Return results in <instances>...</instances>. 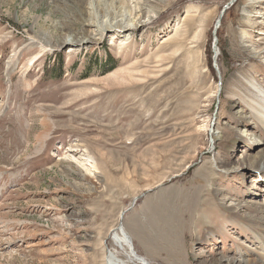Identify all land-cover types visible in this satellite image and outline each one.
I'll use <instances>...</instances> for the list:
<instances>
[{
  "label": "rangeland",
  "instance_id": "374dc122",
  "mask_svg": "<svg viewBox=\"0 0 264 264\" xmlns=\"http://www.w3.org/2000/svg\"><path fill=\"white\" fill-rule=\"evenodd\" d=\"M91 1L0 0V264H132L119 223L149 264H261L264 131L230 94L264 90V0ZM123 5L144 23L60 44Z\"/></svg>",
  "mask_w": 264,
  "mask_h": 264
},
{
  "label": "bare ground",
  "instance_id": "6f19581e",
  "mask_svg": "<svg viewBox=\"0 0 264 264\" xmlns=\"http://www.w3.org/2000/svg\"><path fill=\"white\" fill-rule=\"evenodd\" d=\"M91 2L94 4L93 8L97 9L96 4H98L99 1L92 0ZM250 2L251 0H245L246 4H249ZM123 6L121 9H119L120 11L119 15L113 12L115 14L113 15L115 17L113 18L109 16H105V15H104L105 17L97 16L94 22L88 23L87 25H90V28L88 29V32H87L88 34L82 33L79 36H71V35L66 36L64 34L65 36L61 38L60 44L69 45L70 48H77V47L80 48L82 46H87L88 44H91L93 40H95L96 37L91 36L92 33L96 34V36H101L104 33L105 28H108L111 25L117 26L118 28L133 29L139 26L140 24L144 23L145 20L143 19L144 21H142V18H141L142 14L138 17H133L132 11L130 10V8L127 9L126 5H123ZM142 9L143 7H140V9H137V12L142 11ZM258 16H260V13L258 14ZM145 18L147 19V16H145ZM219 23H220V19H219ZM216 50L217 49L215 46V52ZM257 52H261V51H257ZM215 55H218V54L216 53ZM15 57L16 55H14L10 59L9 65L13 64ZM34 60L35 58L30 59V63H28V68H29V65L33 63ZM240 80L243 83V85L240 86V89L238 90L235 89V91H232V93L230 94L231 96L230 98L234 100H239L240 102H242L243 103L242 105H244L242 108H244V110L247 111L251 115V118H254L256 120L257 125L260 127V129L264 131V90L259 85L258 81L252 74L246 75L242 73L240 75ZM211 128H212V131H211ZM216 130L218 129L215 128V126L213 127L212 121L207 116H204L202 114L198 117L197 131L206 132L207 134L209 133L210 140L213 141V143H215L217 139L221 138L220 132ZM256 154L259 157H261L262 155V158H264V148H260L258 151L256 150L255 155ZM123 217L124 215L121 214V217L119 219L122 220ZM120 224L121 223H119V226ZM120 229L119 227L116 229V232L113 234L112 239L115 243L118 244V246L120 245L121 247L129 248L130 250L129 260L131 261V263L132 264H149L146 260H144L134 251L131 240L125 235L123 230L120 231ZM106 264H125V263L117 259L114 255L108 253L106 257ZM261 264H264V258L261 260Z\"/></svg>",
  "mask_w": 264,
  "mask_h": 264
},
{
  "label": "water",
  "instance_id": "95a60500",
  "mask_svg": "<svg viewBox=\"0 0 264 264\" xmlns=\"http://www.w3.org/2000/svg\"><path fill=\"white\" fill-rule=\"evenodd\" d=\"M125 214V212L124 213H122V215H124ZM121 228V224H120V226H119V229Z\"/></svg>",
  "mask_w": 264,
  "mask_h": 264
}]
</instances>
